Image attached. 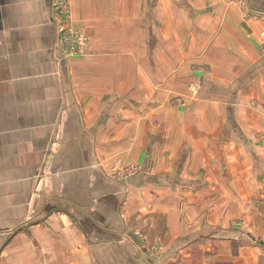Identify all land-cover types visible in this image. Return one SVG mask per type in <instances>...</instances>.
Instances as JSON below:
<instances>
[{
  "label": "crops",
  "instance_id": "obj_1",
  "mask_svg": "<svg viewBox=\"0 0 264 264\" xmlns=\"http://www.w3.org/2000/svg\"><path fill=\"white\" fill-rule=\"evenodd\" d=\"M66 1L86 44L62 59L52 0H0V264L239 253L208 236L264 199V0Z\"/></svg>",
  "mask_w": 264,
  "mask_h": 264
},
{
  "label": "rangeland",
  "instance_id": "obj_2",
  "mask_svg": "<svg viewBox=\"0 0 264 264\" xmlns=\"http://www.w3.org/2000/svg\"><path fill=\"white\" fill-rule=\"evenodd\" d=\"M263 50V49H262ZM189 93L190 95H193V98H196L197 95L201 91V84L196 85L190 84L189 85ZM174 103L178 106H186L188 105V101L183 99L181 96H177L174 99ZM259 134V133H258ZM259 145L262 146L264 144V134H259ZM262 139V141H261ZM261 142V143H260ZM115 174L119 177L125 179L128 177H133L139 174L140 168L138 166H130V168H119L116 166V168L113 169ZM218 170H213V167L211 169V177L215 178L218 174ZM249 196V195H248ZM256 202L257 207H258V214L257 216H254L251 218L250 216L238 218V219H231L227 221V225L225 228H228L227 230L221 231L220 235L218 234L219 232H215V234H211L208 236L210 239H226L228 242L230 240H234L237 238L238 242L242 244V250L239 251V253L236 252V250H232L228 252V254H220L217 252H203L202 250L198 251H192L189 252L191 255L195 256V259L198 260H203L205 259L206 262L210 261H215L216 263H211V264H232L230 258H234L235 256H241L242 258H248L247 260H250V257L253 256L256 260V264H264V233H262L261 230H264V199L260 197H255L254 196V203ZM255 225L258 227L257 231H251L252 226ZM202 234H191L190 232L184 233L180 236L181 239L179 241H185V242H192L194 241L197 237H201ZM203 236V235H202ZM197 238V239H199ZM143 246L146 248V252L149 254H152L153 256L160 257V254L162 253V250L160 247H158L156 244L151 243L147 237H144V239L141 240ZM257 248H259L258 252L256 251ZM233 249V248H232ZM177 252L176 251H166L164 253L165 256L170 257L174 256L176 257ZM226 258L225 260H222L221 263L217 262L219 258ZM159 264H167L166 261L167 259H160ZM244 264L243 262H241ZM251 264V263H249ZM255 264V262H253Z\"/></svg>",
  "mask_w": 264,
  "mask_h": 264
},
{
  "label": "built area",
  "instance_id": "obj_3",
  "mask_svg": "<svg viewBox=\"0 0 264 264\" xmlns=\"http://www.w3.org/2000/svg\"><path fill=\"white\" fill-rule=\"evenodd\" d=\"M52 7L58 27V47L61 51V58L68 59L78 55L86 44V37L80 31L74 29L72 19L68 12L66 0H52ZM264 53V42L262 43Z\"/></svg>",
  "mask_w": 264,
  "mask_h": 264
}]
</instances>
